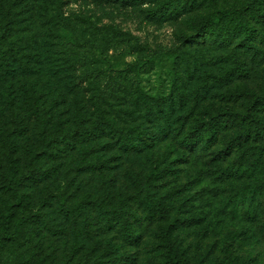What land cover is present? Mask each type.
<instances>
[{
  "label": "rangeland",
  "instance_id": "1",
  "mask_svg": "<svg viewBox=\"0 0 264 264\" xmlns=\"http://www.w3.org/2000/svg\"><path fill=\"white\" fill-rule=\"evenodd\" d=\"M172 1L0 0V264H264V0Z\"/></svg>",
  "mask_w": 264,
  "mask_h": 264
},
{
  "label": "trees",
  "instance_id": "2",
  "mask_svg": "<svg viewBox=\"0 0 264 264\" xmlns=\"http://www.w3.org/2000/svg\"><path fill=\"white\" fill-rule=\"evenodd\" d=\"M170 1L171 2L169 3V5H167V6H170L168 7V12L164 11L163 9L155 8L153 15H158L161 18H165L166 15L170 16L171 14H177L178 13L177 7L174 5V2L172 0ZM255 2L256 1H253L252 3L254 4ZM226 17H230L231 19L236 20L237 24H239V26L241 27L242 26H245V28L247 27V25L244 24L242 21V14L240 11H233V12L231 11L229 13L218 12L212 15L211 17H208L202 22L201 27L203 28L202 30L203 36L206 37V34H211L214 30L218 29L220 31V34H219L220 38L218 39V42L222 46L230 45L232 43L233 34H231L229 30V26L226 22ZM20 69H21L20 71L24 75L34 70L32 66L28 65V62H23V59H21ZM260 100H263V98L257 97L256 101H260ZM255 122L258 123L257 120ZM92 127L93 129H91V127L83 128V130H81L82 131L81 133H87V132L91 133L92 132L93 135H96V131L98 130V128L99 129L101 128L100 126L99 127L95 126V124ZM199 132H200L199 137H202L203 135H205V136H208L209 139L213 138V136L216 135L214 133L212 122L210 119L207 120L206 122L201 123ZM81 133H79V135ZM63 138L64 137L60 136L59 140L63 141L64 140ZM64 142L68 143V141L66 140ZM193 142H194L193 138L183 139L182 146L183 148L191 147L193 146ZM129 144L130 146L134 147V143L129 142ZM240 144H241V137H236L229 144H227L222 151L226 155L236 145H240ZM14 185L18 186L19 182L15 181ZM14 185L12 184L9 185V188L11 190V197L10 199H7L0 207V245H1L0 248L8 247L7 249L8 252L16 251L20 246H24V240L26 241L29 238L28 231L30 228L27 225V220L18 215V208L16 207L24 206L25 199L23 198V195H20L17 193V190L15 189ZM3 200L4 199H2V201ZM65 211H66V214H68V211L67 210ZM168 248L173 257V260L171 261L170 264H184V262H182V259L180 258L181 256H180L179 250L173 245L169 246ZM12 252H10L9 254H12ZM0 254H2L1 251H0ZM12 256H13V259L8 264H16L18 261L16 258L22 257L23 255L20 253H16ZM4 257H6V255ZM7 257H10V256L8 255Z\"/></svg>",
  "mask_w": 264,
  "mask_h": 264
}]
</instances>
